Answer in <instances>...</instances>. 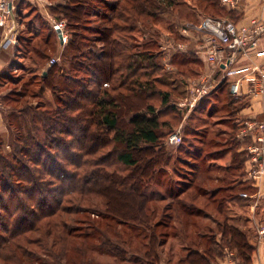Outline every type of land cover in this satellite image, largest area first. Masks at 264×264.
Instances as JSON below:
<instances>
[{
  "label": "trees",
  "instance_id": "1",
  "mask_svg": "<svg viewBox=\"0 0 264 264\" xmlns=\"http://www.w3.org/2000/svg\"><path fill=\"white\" fill-rule=\"evenodd\" d=\"M207 1L213 9H223L220 0ZM70 2L59 6L66 19L76 22L70 24L72 37L66 47L75 53L71 58L72 66L79 65L80 72L95 79L96 90L90 88L93 83H88L86 78H62L59 76L60 66L55 64L35 76L37 83L33 79L38 89L34 90L33 96L42 97L51 91L53 104L46 109L43 105L13 106L8 114L9 140L15 148L11 154L5 155L2 149L7 141L0 138V263L51 264L40 253V250L48 252L50 243L63 247L64 253L66 249L73 251L68 259L63 253L62 259L67 264H93V259L86 256L91 251L124 257L129 251L113 243L107 234L109 230L127 245L132 243L130 239H123L127 231V235L136 234V238L143 241L148 239L146 262L158 264V250L164 245L166 235L159 236L157 231L170 225L160 221L153 226L155 209L152 205L169 201L165 208L167 212L174 210L187 217L183 220V229L187 233V224L189 227L198 226L196 221L190 220L200 215L196 211L204 213L197 204L199 198L190 191L197 190L201 197L216 204L218 213H222L225 203L223 200L216 202V196L224 187L213 188L206 194L205 188L194 183L179 187L176 184L175 187L171 185L160 199L149 192L165 173L164 166L170 156L166 142L171 122L162 120L163 113L170 109L167 106L170 92H163L164 109L157 112L146 101L149 97L147 91L153 84L143 80L148 71L159 68L158 63L143 66L128 47L121 45L119 35L130 30V26L118 4L109 8L115 11L114 17L107 19L111 25L99 29V36L93 38L109 48L108 60L92 52L82 53L85 41L91 39L77 32L81 26L76 27L85 20L91 0ZM51 10H55L54 6ZM127 12L128 9L123 11ZM115 19L125 20V24H112ZM116 33L118 36L113 38ZM19 39L20 43L24 41L21 37ZM37 50L40 59L49 60L47 53ZM145 57H148L146 52ZM185 61L180 60L179 64ZM92 68H96V72ZM140 71L144 74L138 76ZM4 73L0 76L6 80L8 75ZM107 80L114 81V84L103 89ZM24 95L1 97L11 105L19 104ZM229 99L228 107H235V100ZM234 114L235 108L231 116ZM236 130H233L234 137ZM234 137L225 143L216 140L215 143H223L218 144L217 151L208 155L200 153V160L204 155L206 160L210 159V172L219 174V169L222 173L225 170L222 178H217L219 182L234 180L229 186L232 189L244 185L235 179L244 159L237 152ZM91 196L105 199V212L84 205L86 198ZM166 217L173 218L174 215L170 213ZM218 225L220 242L199 234L198 248H185L187 255L180 258L178 264H213L224 258L226 248L235 252L237 264H253L257 248L250 235L230 224L228 218L218 221ZM105 226L108 230L103 228ZM177 235L178 232L173 234Z\"/></svg>",
  "mask_w": 264,
  "mask_h": 264
},
{
  "label": "rangeland",
  "instance_id": "2",
  "mask_svg": "<svg viewBox=\"0 0 264 264\" xmlns=\"http://www.w3.org/2000/svg\"><path fill=\"white\" fill-rule=\"evenodd\" d=\"M50 1L52 2V7L54 6L55 8L54 11L48 10L50 22H47L45 20L46 17L44 18L41 13H37V8L32 4L17 5L16 2L17 9L20 8V14L16 18V24L19 27L18 37L20 36L25 42H21L23 45L21 50L23 58L16 59L13 64H10L9 67H4L5 69L3 70L0 66L2 73L6 72L8 75L6 80L2 79L1 76L3 75L0 76V138L3 137L7 141L5 147L2 149L5 155L11 154L15 148L12 140H9L10 131L7 129V116L12 112L13 106L20 108L21 106L36 107L37 105H43L44 109H46L54 102L51 91H47L42 97L33 96L34 92L38 90L36 89L37 81L34 79L35 76H38L42 70H47L52 59H59L56 63L61 69L59 76L70 79L73 77L86 78L85 80L88 83L91 81L93 83L90 88L96 90L95 79L93 80L90 75L80 72L78 70L79 65L72 66L71 58L75 53L68 50L66 45H61L60 40L58 39V42L56 35L52 32L51 25H53L54 31V25L63 22L64 30L69 40L72 37L70 24H76V22L66 19L62 10L59 9V6L70 4V0ZM113 4L119 5V10L125 19L128 20L130 26V30L121 32V35H119L121 45L128 47L130 52L137 56H135V60L142 62L143 66H152L155 62L158 63L159 68L156 71L151 69L146 76H143V80H148L153 84V87H150L147 91V96H149L146 100L147 104L152 105L157 112H161L164 109L162 103L164 93L170 92L167 105L170 109L163 113L162 120L171 122L169 130L166 129V131L168 130L169 137L175 132L180 131L183 138L180 145H171L166 142L168 153L170 154L167 164L164 166L166 171L149 188V192L160 199L164 197L167 193L166 190L171 185L175 187L176 184L179 187L194 183L193 185L205 188L206 194L210 193L213 188L224 187L223 191L216 196V202L223 200L225 203V209L222 213H218L216 211V204L208 202L207 197H201L197 190L192 189L190 191V194L199 198L196 201L198 206L204 210V213L196 211V214H200V217L189 218L191 221L198 223V226L191 225L190 227L187 224L189 236H187L186 230L183 229V220H186L187 217L174 210L167 212L165 208L169 204V201L158 202L152 205V208L155 209V214L152 218L153 226H155L156 222L160 221L170 225L168 228L161 227L157 231L159 236L161 234L166 235L164 237V245L159 247L158 250L160 255V262L158 264H178L179 259L187 255L185 248H198L196 243H200L197 239L199 234L207 238H214L220 242L221 234H219L218 221L223 222L227 218L230 224H234L250 235V240L257 249L264 246V240L260 237V230L264 229V196L262 197V201L259 200V195L251 186L254 181L264 182V163L254 161L251 153L244 151L242 158L245 163H248L249 160L251 162H249L250 166L245 171L248 174L247 176L246 174L242 175L245 167L241 165V170L238 171L239 173H237L238 175H236L235 179L238 180L237 183L242 182L244 185L243 187L232 189L229 186L234 180H227L225 183L223 181L219 182L217 178H222L220 174L222 170L219 169V174L210 172V159L206 160L204 158L205 155L216 150L218 144L223 145V143H215V141L210 140H221L224 143L233 140L234 131L222 123L224 119L232 115L235 107H228L230 99L227 98L226 102H224L226 107L224 104H221L225 110L215 112L212 118L208 114L209 108L204 112L200 110L208 105L207 100L195 111V115L189 116L188 119L184 117L188 116V112L185 111L186 109L184 110V114L179 110L180 107L188 108L191 106L193 90L203 79H208V71H210V67H213L206 56L207 34L199 31L197 28L207 17L226 18L227 13L222 3L223 9L216 10L213 9L207 0H138L137 3H134L133 0H91L90 5L87 7L85 20L81 21L80 25L76 27L80 28L81 26L80 30L76 29L77 32L91 39L85 41L86 46L83 45L82 53L89 54L92 52L93 55L104 57L103 60H108L110 55L109 48L102 42L93 41V38L95 39L99 36V33H97L99 29L111 25L107 19L114 17L115 11L109 10ZM133 8L136 10L133 11ZM127 9V14L129 15L123 13ZM116 22L125 24V20L118 21L116 19L112 24H116ZM13 23L10 22L11 25ZM9 28L3 31L6 32ZM52 35L54 36L50 40L49 36ZM116 36H118L117 33L113 38H116ZM47 38H49V41ZM37 48L47 53L49 60L40 59ZM145 52L148 57H145ZM194 57H197L199 61L196 60L195 62L193 60L192 62L194 63L192 64L188 62ZM180 60L186 61L179 64ZM95 69L93 70L95 71ZM142 74H144L143 71H140L138 76ZM33 79L36 83H33ZM112 84H114V81L107 80L102 88L108 89ZM23 93H25V97L19 99V104L13 103L10 105L9 101L4 102L1 97L19 98ZM254 96L257 95L255 94ZM86 103H89L88 100ZM243 130L244 128L238 134H241ZM104 140V137H102L101 141L104 142ZM233 142H236V147L239 148V143L235 140ZM248 143L254 144L253 141H249ZM243 146L245 147L246 145ZM201 152H204L205 155L203 154L204 156L200 160ZM199 160L201 165L198 164ZM195 166L201 169L197 175L192 172ZM86 199L84 204L86 207L92 210L106 211L105 199L93 196ZM170 213L174 215L173 218L166 217ZM103 228L108 230L106 226ZM121 230L126 229L121 228ZM127 232L123 235V239H130L132 241L131 245H127L122 239H116L113 232L108 230L107 233L111 236L113 243L115 242L129 251L124 257L119 258L93 251L89 252L86 256L93 259V264H147L146 245L148 244V239L143 241L141 238H136V234L130 236L127 235ZM175 232H178L177 236H173ZM80 243L82 244V241ZM62 251L63 247L50 243L48 252L40 250V253L51 264H67L62 259L64 253ZM66 252L64 255L68 259L73 254V251L66 249ZM231 259L236 261L235 252L226 248L224 258L218 259L213 264L228 262Z\"/></svg>",
  "mask_w": 264,
  "mask_h": 264
},
{
  "label": "crops",
  "instance_id": "3",
  "mask_svg": "<svg viewBox=\"0 0 264 264\" xmlns=\"http://www.w3.org/2000/svg\"><path fill=\"white\" fill-rule=\"evenodd\" d=\"M220 1L222 3L223 8H225L226 13H227L226 14L227 17L224 19L232 20L236 23H239L240 25L247 24L249 20L253 17H264V1L263 0H237L235 5L224 4L222 0ZM16 2H17V5L32 4L33 6H35V8H37V13H41L44 16V18L46 17L45 20H47V22H50L49 20L50 15L48 13V10L51 9L52 7V2L50 0H17ZM17 10L19 14L20 8ZM51 27H52L53 34L56 35L57 37L56 39L59 42L57 32L55 30L53 31V25H51ZM54 35L49 36L50 40H52V37ZM19 38L20 36L18 37V42L15 46H13L10 50L3 52L0 55V66L2 70L5 69L4 67H9L10 64H13L16 59H19L23 56V52L21 51L23 48V45L22 43H20ZM193 60L196 62L197 57L192 58V60L188 62L192 64L194 63L192 62ZM259 65L260 66L264 65V38L257 51L251 52L248 56H239L238 59L235 60L227 68H225L224 66L220 68H216L214 66L210 67V71H208L209 74L207 77L210 78V84L214 88L212 94L209 97L201 100L194 108H191V107L181 108L180 107L179 110L182 112V114H184V110L186 109L185 111L188 112V116H184V117L185 119H188L189 116L195 115V111L200 107V105L204 101L207 100L208 105L204 106L200 110L204 112V111H207V108H209L208 114L210 118H212L215 112L219 110H222V111L225 110L222 108L221 104H224L227 98L232 97L235 100V104H234L235 114L234 116H230L229 118L224 119L222 124H224L225 126H228L229 129H231L232 131L233 130L235 131L237 129L235 132V137H234L235 141L239 143V148L236 147L237 152L239 154H242L244 151L250 152L251 148L261 146V144L258 143L256 140V136L258 133L257 131H252L249 137L247 138H241L238 132L240 133L241 129L246 128L247 124L264 123V95L254 96L251 92L252 88L254 87V84L251 81V79L255 77L254 74H251L249 72H246L243 74H229L230 71L241 70L242 68H245L248 66H259ZM0 73H2L1 70H0ZM237 81H241L240 95L238 96L234 95L231 91L232 85ZM224 106L226 107V104H224ZM233 127L236 129H234ZM195 131L197 130L195 129ZM177 132L181 134L180 131H177ZM210 141H216V140H210ZM249 141H253L254 144L251 145L250 143H248ZM243 145H246L247 147L246 146L244 147ZM251 155L253 156V154ZM216 159H218V157H216ZM253 159H254V156H253ZM218 162L219 161H217V163ZM249 162L245 163L244 161L243 163V167H245L243 174H246V176L248 173H246L245 171L247 168H249L250 163H251ZM260 163L262 164L264 163V157L260 158ZM195 167L192 169V172L195 175H197L200 173L201 169L200 167H196V168ZM224 173H226L225 170H223V173L221 172V175H223ZM246 176L244 177L246 178ZM251 186L253 187V190L257 192V194L259 195V200L262 201V197L264 196V182L254 181L251 184ZM253 262L254 264H264V246H261L256 250L254 257H253Z\"/></svg>",
  "mask_w": 264,
  "mask_h": 264
},
{
  "label": "built area",
  "instance_id": "4",
  "mask_svg": "<svg viewBox=\"0 0 264 264\" xmlns=\"http://www.w3.org/2000/svg\"><path fill=\"white\" fill-rule=\"evenodd\" d=\"M236 1L222 0L224 4L229 5H235ZM17 15L16 0H0V55L10 50L18 42ZM10 22H14L13 25ZM8 27H10L8 31H3ZM54 29L60 42L65 46L69 38L65 33L64 23H56ZM197 29L207 34L206 56L209 63L216 68L222 66L227 68L239 56H248L251 52L259 49L264 38V17H253L244 25L228 19L207 17ZM58 61L59 59H52L49 66L55 65ZM246 72L255 75L251 79L254 84L252 94L264 95V65L248 66L241 70L230 71L229 74H243ZM240 85L241 81H237L231 87L232 93L236 96L240 95ZM213 89L210 78L203 79L193 90V100L190 107L194 108L201 100L209 97ZM252 131L258 132L256 140L261 146L251 148L250 153L253 154L254 161L260 162V158L264 157V123L247 124L240 137L247 138ZM182 141L183 138L179 132L171 135L168 140L171 145H180ZM260 237L264 240V229L260 230ZM219 264H237V262L231 259L228 262Z\"/></svg>",
  "mask_w": 264,
  "mask_h": 264
},
{
  "label": "water",
  "instance_id": "5",
  "mask_svg": "<svg viewBox=\"0 0 264 264\" xmlns=\"http://www.w3.org/2000/svg\"><path fill=\"white\" fill-rule=\"evenodd\" d=\"M46 75V74H45Z\"/></svg>",
  "mask_w": 264,
  "mask_h": 264
}]
</instances>
